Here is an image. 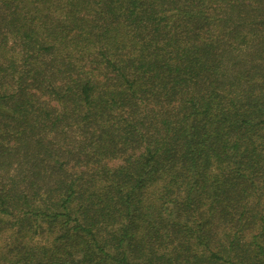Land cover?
<instances>
[{"label": "trees", "instance_id": "16d2710c", "mask_svg": "<svg viewBox=\"0 0 264 264\" xmlns=\"http://www.w3.org/2000/svg\"><path fill=\"white\" fill-rule=\"evenodd\" d=\"M0 264H264V0H0Z\"/></svg>", "mask_w": 264, "mask_h": 264}]
</instances>
